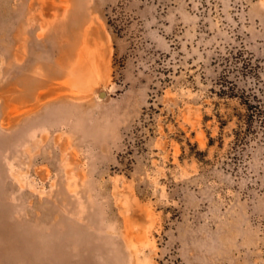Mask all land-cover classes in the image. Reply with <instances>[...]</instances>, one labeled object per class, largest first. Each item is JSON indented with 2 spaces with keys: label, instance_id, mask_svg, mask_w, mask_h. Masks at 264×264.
I'll return each mask as SVG.
<instances>
[{
  "label": "rangeland",
  "instance_id": "rangeland-1",
  "mask_svg": "<svg viewBox=\"0 0 264 264\" xmlns=\"http://www.w3.org/2000/svg\"><path fill=\"white\" fill-rule=\"evenodd\" d=\"M227 70L263 93L264 0H0V264H264Z\"/></svg>",
  "mask_w": 264,
  "mask_h": 264
},
{
  "label": "trees",
  "instance_id": "trees-1",
  "mask_svg": "<svg viewBox=\"0 0 264 264\" xmlns=\"http://www.w3.org/2000/svg\"><path fill=\"white\" fill-rule=\"evenodd\" d=\"M247 68L248 64L244 61L237 72L240 75H245ZM228 72L229 70L224 71L223 74H221V77L219 78L220 88L217 93L220 96L234 97L239 100V103L245 109V113L242 114V121L246 132V130H249L250 127H252L257 119L261 121L264 120V91L260 94V88L253 90L252 88L239 86L237 81L229 76ZM241 130L242 129L240 128L236 130L235 133L239 135Z\"/></svg>",
  "mask_w": 264,
  "mask_h": 264
},
{
  "label": "bare ground",
  "instance_id": "bare-ground-1",
  "mask_svg": "<svg viewBox=\"0 0 264 264\" xmlns=\"http://www.w3.org/2000/svg\"><path fill=\"white\" fill-rule=\"evenodd\" d=\"M100 95H104L105 94V92L102 90L100 93H99Z\"/></svg>",
  "mask_w": 264,
  "mask_h": 264
}]
</instances>
